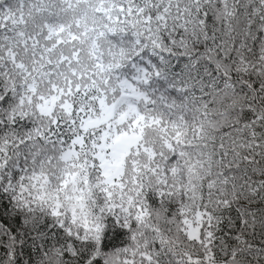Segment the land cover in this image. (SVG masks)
<instances>
[{"label": "snow or ice", "instance_id": "snow-or-ice-1", "mask_svg": "<svg viewBox=\"0 0 264 264\" xmlns=\"http://www.w3.org/2000/svg\"><path fill=\"white\" fill-rule=\"evenodd\" d=\"M250 224L264 0H0V264H264Z\"/></svg>", "mask_w": 264, "mask_h": 264}, {"label": "trees", "instance_id": "trees-1", "mask_svg": "<svg viewBox=\"0 0 264 264\" xmlns=\"http://www.w3.org/2000/svg\"><path fill=\"white\" fill-rule=\"evenodd\" d=\"M178 59L173 60V65L175 63H178ZM243 177H241V180ZM259 174L257 173L256 177H249V185L254 183H259ZM230 227L234 229V226L230 225ZM243 226L241 227V231H243ZM230 239H234L235 237H228ZM244 239L247 241V243L251 246V249L256 254H264V233L261 232L259 227L256 228L255 231L251 230V224L249 225V229L246 232V236Z\"/></svg>", "mask_w": 264, "mask_h": 264}]
</instances>
